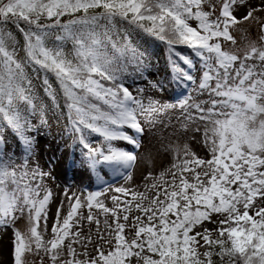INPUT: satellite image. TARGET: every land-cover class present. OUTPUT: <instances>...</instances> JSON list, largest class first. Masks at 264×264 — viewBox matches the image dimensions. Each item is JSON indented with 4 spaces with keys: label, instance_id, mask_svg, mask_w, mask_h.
<instances>
[{
    "label": "snow or ice",
    "instance_id": "snow-or-ice-1",
    "mask_svg": "<svg viewBox=\"0 0 264 264\" xmlns=\"http://www.w3.org/2000/svg\"><path fill=\"white\" fill-rule=\"evenodd\" d=\"M207 2L0 0V228L14 225L18 216H27L30 224L27 235L14 233L13 264H25L24 254L33 251V245L37 254L42 250L48 255L51 264H215L214 257L220 264H264V49L252 46L243 58L223 50L220 38L235 43L229 29L239 19L253 18L255 9L238 18L233 10L236 0H223L220 15L212 18V12L202 10ZM65 16L69 18L62 22ZM9 24L23 35L26 62L16 59L17 42L6 27ZM133 33L166 43L171 82L185 90L194 85L208 99L190 102L189 93L175 104H161L152 98L145 103L144 89L134 95L124 83L128 66L134 63L135 72L143 77L151 61L146 50L133 46ZM69 41L71 55L64 50ZM177 45L186 46L199 59V82L192 72L197 64L191 56L177 53ZM250 60L261 63H247ZM26 65L37 76L43 73L44 91L53 101L56 90L49 75L58 82L73 147L82 149L79 159L70 153L68 162L95 175L100 183H105L100 175L104 169L131 179L137 157L115 142L139 147L137 136L146 135L156 126V117L168 109L180 108L185 126L195 121L211 124L202 134L210 158L199 157L186 145L167 172L170 180L164 172L145 177L152 180L146 185L152 197L137 191L130 193L131 199L112 196L114 206L109 208L99 199L102 192L89 193L86 217L78 211L85 207L80 198L69 197L74 203L62 222L57 208L52 238L45 241L38 227L43 219L47 228L52 193L40 198L39 182L53 179V173L39 166L28 168L37 155L39 128L32 124L30 113L25 114L27 109L36 110ZM151 87L164 90L162 83ZM45 123L42 114L40 124ZM9 136L21 152L19 164L10 151ZM115 192L129 195L125 187ZM94 208L105 216L104 234L99 232ZM133 210L139 214L130 219ZM81 219L95 221L98 240L109 245L114 241L111 250L101 245L88 259L78 258L81 253L73 245L93 243L90 236L72 231V222L79 224ZM206 221L216 228L203 227ZM197 226L203 230L194 231ZM126 227L134 232L131 239L125 236ZM82 255L87 256V251Z\"/></svg>",
    "mask_w": 264,
    "mask_h": 264
},
{
    "label": "rangeland",
    "instance_id": "rangeland-1",
    "mask_svg": "<svg viewBox=\"0 0 264 264\" xmlns=\"http://www.w3.org/2000/svg\"><path fill=\"white\" fill-rule=\"evenodd\" d=\"M223 0H208L207 3L202 5V10L212 12V18L220 15V9L222 8ZM253 12V18L248 21L239 19V22L229 29L230 35L233 37L232 41L224 40L220 38L222 49L229 51L233 54L243 58V56L250 50L252 46L258 49H264V0H236L233 5V10L238 18L242 17L247 11ZM190 24L193 27L197 26V21L192 20ZM197 68L193 69V74L197 77V82L202 75L200 67V61L195 56L192 57ZM247 63H256L260 65L258 60H250ZM133 68V67H132ZM131 68V69H132ZM259 71V67L257 68ZM134 84H128L133 94H137V89H144L143 97L145 103L148 98L158 100L161 104H175L182 97L191 93L190 102H200L207 100L206 93L200 94L196 92L195 86H190L185 90L182 87H177L171 83L165 85L163 91H159L157 88L151 87L153 79L156 80V76L151 74V77L143 76L139 77ZM153 78V79H152ZM214 83V82H213ZM45 118V117H44ZM52 117L45 118L47 124ZM157 123L146 135L137 136L140 141V146L135 147L124 141L115 142V146L123 148L127 151L133 152L137 160L133 165L130 175L131 179H128L125 175H117L110 170L104 169L100 175L105 183H100L95 175H90L83 168L78 165L73 166L69 163V155L71 153L76 159L80 158V152L82 149L79 146L73 147V139L68 131L70 125H51L49 130L39 128V131L35 134L38 143L37 155L29 161L28 168L33 169L39 166L44 172L51 171L53 173V179L49 180L45 178L40 181V198L44 196L47 191L52 193L51 199L48 204L47 211V228H44L43 219L40 222L38 231L42 233L43 239L48 241L52 238V227L56 222L57 208H61L60 217L61 222L74 200H70L69 197L73 195L79 197L82 204L85 207L79 209V214L83 217L88 215V209L86 207L87 196L89 193L102 192L99 197L103 203L111 208L113 207L112 196H120L121 200L131 199L130 193L132 191L146 192L149 197H152L154 193L146 189V185L152 183V180H146L145 177L151 173L152 177H159L160 173H166L165 179L170 180L171 176L167 174L168 170L172 168L174 163L182 157L183 150L187 145L189 150L195 152L201 158H210V153L207 151V146L203 143V131L205 127H211V124H205L203 121L189 122L184 125L183 117L180 108L168 109L165 114L156 117ZM141 122L144 123L143 119ZM199 128L200 131H195ZM131 134V130L125 129ZM70 138V141L67 139ZM93 139H99L93 137ZM9 143L11 144L10 151L14 152L17 156L16 163H20L21 152L16 148V141L9 136ZM51 161V163H50ZM34 184L36 182H33ZM118 187H125L129 189V195L115 192ZM139 213L133 210L130 214L138 215ZM251 214V213H250ZM18 215V214H17ZM93 215L100 219L99 232L104 234L106 232L105 225L103 223L105 216L97 209H93ZM109 223H112V217H108ZM217 217L214 215L213 220ZM72 231H80L82 237H91L93 243L85 246L74 244L77 253H81L78 257L80 259H88L95 255L96 247L103 246L105 251L111 250L114 245L105 243L104 240H98V229L95 221L89 223L86 219L79 220V224L75 221L72 222ZM30 224L27 216L19 217L15 224L9 227L0 228V264H13L14 261V233L19 230L22 234L27 235ZM203 227L209 229H215V223L204 222ZM203 228L197 226L194 231H202ZM134 235L133 230L125 228V236L129 239ZM69 241L66 239L64 245L66 246ZM87 251L88 255L84 256L82 253ZM201 252L204 249H200ZM63 258H68L67 248H64ZM25 264H51L47 254L42 250L39 254L35 251L33 245V251L25 252L24 254Z\"/></svg>",
    "mask_w": 264,
    "mask_h": 264
},
{
    "label": "trees",
    "instance_id": "trees-1",
    "mask_svg": "<svg viewBox=\"0 0 264 264\" xmlns=\"http://www.w3.org/2000/svg\"><path fill=\"white\" fill-rule=\"evenodd\" d=\"M69 17L65 16L62 17V22H66ZM23 26V25H22ZM8 30L13 33L16 44V59L20 61L26 62V52L24 50V38L23 35L19 32V30L9 24L6 26ZM114 40H121V36H113ZM132 40L133 46L137 47L140 51L145 52L148 56L149 60L151 61V67L148 69V72L144 73V76L151 77L149 73L154 74L156 76V80H153L155 83H162L165 85H170L171 82V66L169 64V48L168 45L164 42L156 41L154 39H147L143 35H138L133 33L130 37ZM65 52L69 55L72 54L73 48L72 43L69 41L65 44ZM176 52L181 55H188L193 56L192 51L183 45L176 46ZM172 59H177L180 67H186L182 61H179L177 57H172ZM133 67V68H132ZM132 68V69H131ZM26 72L29 78L32 80V93L35 97V104L36 110L33 112L31 109H27L25 114L29 115V119L31 120L32 124L37 125L41 129L49 130L51 125H58L61 127L62 125H70V121L67 116V108L65 106V98L62 95L61 90L59 89L58 82L55 80L54 76L51 74L49 75V82L52 84L53 88L56 90V100L53 101L47 93L44 91L43 86V73H40L39 76L35 72L32 71L30 66L26 65ZM130 73V74H129ZM140 75L135 72V65L134 63H130L127 69V73L124 76V83L134 84L135 82L140 79ZM57 105L59 107H57ZM20 108L25 110V105L23 102L20 103ZM44 115L45 118L52 117L49 119L50 121L47 124H40V117ZM70 141V139H67ZM215 264H220L219 257H214Z\"/></svg>",
    "mask_w": 264,
    "mask_h": 264
}]
</instances>
